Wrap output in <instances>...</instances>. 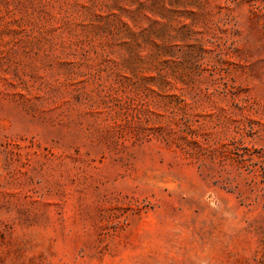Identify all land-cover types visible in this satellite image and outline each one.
<instances>
[{
    "label": "rangeland",
    "instance_id": "374dc122",
    "mask_svg": "<svg viewBox=\"0 0 264 264\" xmlns=\"http://www.w3.org/2000/svg\"><path fill=\"white\" fill-rule=\"evenodd\" d=\"M0 264H264V0H0Z\"/></svg>",
    "mask_w": 264,
    "mask_h": 264
}]
</instances>
